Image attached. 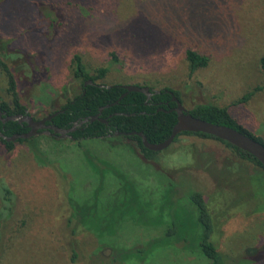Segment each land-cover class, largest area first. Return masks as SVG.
<instances>
[{
	"label": "rangeland",
	"instance_id": "obj_1",
	"mask_svg": "<svg viewBox=\"0 0 264 264\" xmlns=\"http://www.w3.org/2000/svg\"><path fill=\"white\" fill-rule=\"evenodd\" d=\"M187 49L206 55L207 65L191 70ZM74 53L92 73L108 67L97 80L103 84L175 89L187 110L199 103L225 107L264 140V0H0V60L13 71L28 114L44 117L81 91ZM0 99L10 100L2 66ZM35 136L16 141L12 150L0 140V183L16 205L13 217L0 216V264H91L90 256L100 264L97 255L107 257L111 244L146 246L172 220L194 238L199 227L191 189L204 193L211 239L226 262L264 264V169L223 142L180 135L146 158L121 136L80 143ZM93 197L97 220L115 213L122 218L118 227L103 236L93 230L71 235L70 203ZM159 216L160 223L148 221ZM74 243L81 258L72 263ZM123 264L210 260L180 240Z\"/></svg>",
	"mask_w": 264,
	"mask_h": 264
},
{
	"label": "trees",
	"instance_id": "obj_2",
	"mask_svg": "<svg viewBox=\"0 0 264 264\" xmlns=\"http://www.w3.org/2000/svg\"><path fill=\"white\" fill-rule=\"evenodd\" d=\"M186 58L189 62L191 70L206 66L208 63V57L206 55L199 54L193 49L186 50ZM113 61H116L115 55H113ZM0 66H2L6 75L7 92L10 99L9 101L0 99V107L2 110H5L7 114H25L26 106L20 100L18 84L13 71L1 60ZM259 66L264 75V54L259 57ZM107 72L108 67H100L92 73L91 70L86 67L81 55L74 53L73 75L74 77L81 79V91L72 98L68 99L59 108H55L47 114L62 110L52 118V121L57 126L68 128L72 126L74 121L100 112L99 117L106 119L107 122L95 119L81 124L74 131L70 132L74 140L80 143L82 140L91 138L121 136L134 141L146 158H154L159 151H153L146 148L142 143L141 137L137 134L114 135L113 133L115 131H142L150 142L156 143L164 141L170 135L172 126L177 121L176 112L172 109L175 106V102L171 100L170 92L175 94L181 100L179 91L169 87L160 88V93L154 94L151 99H147L143 92L129 91L125 96L119 99L121 94L126 91L123 84L114 83L107 85L97 81L99 78L105 76ZM86 80H91V83H85ZM148 87L152 93L154 90H158L150 86ZM262 87H264V82ZM250 94L251 93L246 94L243 97V101L247 100ZM159 101L162 102L154 104ZM165 101H167L168 104L165 103ZM100 107H103L101 111H99ZM159 107L162 109H159ZM188 111L192 115L205 119L209 122L224 124L236 128L255 137L264 144V140L261 137L253 135L241 124H239L225 107H219L211 103H199ZM0 130L5 135L9 136L14 133L26 132L29 129L26 122L20 123L17 120L2 122L0 120ZM192 134L219 140L231 148L241 159L252 162L264 169V165L249 152L210 134L184 131L179 133L175 137L174 141L180 135ZM35 137L36 136L34 135L29 138H18L15 141H7L0 137V140L5 144L8 150H12L16 141H30ZM33 154L40 159L41 153L39 150L37 152L34 151ZM0 190H2L0 197L1 208L3 207V212L1 213L0 211V216L3 215L4 218H11L15 213V196L13 195L11 189L3 183H0ZM188 197L197 210L196 223L199 228L194 238H191L189 235H185L186 232L182 231L179 223L176 220H172L170 226L163 233V235L150 240L147 242L146 246L126 248L111 244V251L107 257L97 255L99 259L101 258L100 264H102V262L103 264H123L129 259H140L145 255H148L149 252L156 247L170 245L174 242H179L180 240H182L185 248H194V250L203 254L210 260V264H228L223 254L217 249L215 243L211 239L214 222L204 193L197 189H191L188 192ZM85 202L86 205H84ZM85 202L70 203V214L68 215L66 221L70 234L76 235L82 230H93L99 236L114 233V230L118 227V223L122 218L115 217L114 213V216L111 218H100L103 220H97L100 217V210H97V208L93 205L96 204L94 197L89 201L86 200ZM133 209L134 208H131L130 211ZM148 221L151 223H160L161 217H149ZM3 229L0 228V254ZM69 258L72 263L77 262L81 258H79L76 243L73 245L71 244ZM88 260H90L91 264H97L95 262L96 258H92V256H90Z\"/></svg>",
	"mask_w": 264,
	"mask_h": 264
},
{
	"label": "water",
	"instance_id": "obj_3",
	"mask_svg": "<svg viewBox=\"0 0 264 264\" xmlns=\"http://www.w3.org/2000/svg\"><path fill=\"white\" fill-rule=\"evenodd\" d=\"M91 82V80L89 81ZM125 88V92L121 94L119 97L122 98L125 96L129 91H140L143 92L146 96L150 97L153 93L149 89L148 86L145 85H137V84H125L123 85ZM171 93V100L175 102V106L172 108L177 115V121L172 126L170 135L162 142H150L146 135L142 131H115L114 135H133L137 134L141 137L143 145L153 151H161L168 147L175 139V137L184 131H191V132H202L206 134L213 135L219 139L225 140L247 152L252 154L257 160H259L264 165V144L257 140L255 137L244 133L236 128H233L228 125L224 124H217L213 122H209L205 119L196 117L192 115L183 105L180 98H178L175 94ZM108 106V105H106ZM103 107L99 108L101 111ZM162 109V108H159ZM62 110L55 111L53 113L47 114L46 116L35 119L32 115L25 113H16V114H7L5 110H2L0 107V120L2 122L9 121V120H17L18 122H26L29 130L22 133H14L12 135H5L0 130V137L7 140V141H15L18 138H29L31 136L37 135L38 133H45L48 135H58L59 137H69L73 139V136L70 132L74 131L78 126L83 123L93 121L95 119H99L103 122H107L106 119L99 117V113L92 116L84 117L80 120L74 121L72 126L68 128H63L57 126L52 121V118L57 115ZM49 121L50 123H47Z\"/></svg>",
	"mask_w": 264,
	"mask_h": 264
},
{
	"label": "flooded vegetation",
	"instance_id": "obj_4",
	"mask_svg": "<svg viewBox=\"0 0 264 264\" xmlns=\"http://www.w3.org/2000/svg\"><path fill=\"white\" fill-rule=\"evenodd\" d=\"M89 81H90V80H86L85 83H91V82H89ZM156 93H160L159 89H158V90H154L153 94H152L150 97L146 96L147 99H151V98L153 97V95L156 94ZM161 102H162V101L155 102L154 104H159V103H161ZM165 103L168 104L167 101H165ZM159 108H161V107H159ZM26 113H28V112H27V109H26ZM41 118H42V117H41ZM38 119H40V118H38ZM50 122H53V121H50ZM50 122L47 121V123H50ZM28 129H29V127H28ZM41 131H42V130H40V133H41ZM38 134H39V133H38ZM53 136H58V135H53Z\"/></svg>",
	"mask_w": 264,
	"mask_h": 264
}]
</instances>
